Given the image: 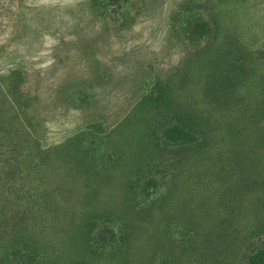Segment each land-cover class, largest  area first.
Listing matches in <instances>:
<instances>
[{
	"label": "rangeland",
	"instance_id": "rangeland-1",
	"mask_svg": "<svg viewBox=\"0 0 264 264\" xmlns=\"http://www.w3.org/2000/svg\"><path fill=\"white\" fill-rule=\"evenodd\" d=\"M0 23V264H264V0Z\"/></svg>",
	"mask_w": 264,
	"mask_h": 264
},
{
	"label": "trees",
	"instance_id": "trees-1",
	"mask_svg": "<svg viewBox=\"0 0 264 264\" xmlns=\"http://www.w3.org/2000/svg\"><path fill=\"white\" fill-rule=\"evenodd\" d=\"M2 26H3L2 23H0V29H2ZM3 27H4V26H3ZM1 33H2V31L0 30V35H2ZM169 132H170V135L174 136L175 138H176L177 136H179V138H183V137H184L183 130L180 129L179 127H177V126H174ZM175 138H173V139H175ZM150 188H151V189H150ZM149 189H150V190H153V187H152L151 185L147 186V187H146V192H148ZM107 234L109 235V232H108L107 229H104V230L101 231V236H102V237L107 236ZM17 253H19V256H20V257L28 258V256L23 255V251H22V250L17 251ZM28 259H30V257H29Z\"/></svg>",
	"mask_w": 264,
	"mask_h": 264
}]
</instances>
